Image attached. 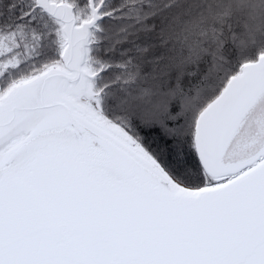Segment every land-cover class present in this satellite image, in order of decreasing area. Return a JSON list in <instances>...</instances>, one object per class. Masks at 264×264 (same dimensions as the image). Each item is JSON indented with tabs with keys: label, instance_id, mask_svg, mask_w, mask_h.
Wrapping results in <instances>:
<instances>
[{
	"label": "snow or ice",
	"instance_id": "obj_1",
	"mask_svg": "<svg viewBox=\"0 0 264 264\" xmlns=\"http://www.w3.org/2000/svg\"><path fill=\"white\" fill-rule=\"evenodd\" d=\"M0 264H264V0H0Z\"/></svg>",
	"mask_w": 264,
	"mask_h": 264
}]
</instances>
